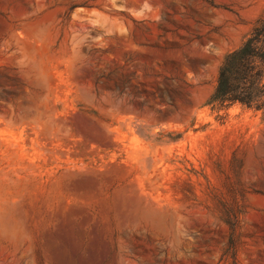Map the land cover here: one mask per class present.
Segmentation results:
<instances>
[{
  "label": "rangeland",
  "instance_id": "1",
  "mask_svg": "<svg viewBox=\"0 0 264 264\" xmlns=\"http://www.w3.org/2000/svg\"><path fill=\"white\" fill-rule=\"evenodd\" d=\"M264 0H0V264H264V112L212 102Z\"/></svg>",
  "mask_w": 264,
  "mask_h": 264
},
{
  "label": "trees",
  "instance_id": "2",
  "mask_svg": "<svg viewBox=\"0 0 264 264\" xmlns=\"http://www.w3.org/2000/svg\"><path fill=\"white\" fill-rule=\"evenodd\" d=\"M211 100L264 112V16L242 45L225 56Z\"/></svg>",
  "mask_w": 264,
  "mask_h": 264
}]
</instances>
